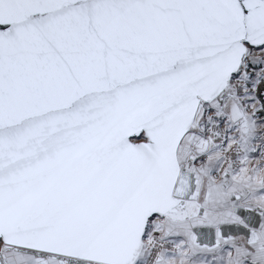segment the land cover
I'll return each mask as SVG.
<instances>
[{
    "label": "snow or ice",
    "instance_id": "6c2138e0",
    "mask_svg": "<svg viewBox=\"0 0 264 264\" xmlns=\"http://www.w3.org/2000/svg\"><path fill=\"white\" fill-rule=\"evenodd\" d=\"M0 264H264V0H0Z\"/></svg>",
    "mask_w": 264,
    "mask_h": 264
}]
</instances>
